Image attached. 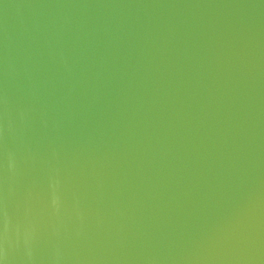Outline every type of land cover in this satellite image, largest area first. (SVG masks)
Instances as JSON below:
<instances>
[{"label": "water", "instance_id": "1", "mask_svg": "<svg viewBox=\"0 0 264 264\" xmlns=\"http://www.w3.org/2000/svg\"><path fill=\"white\" fill-rule=\"evenodd\" d=\"M0 264H264V0H0Z\"/></svg>", "mask_w": 264, "mask_h": 264}]
</instances>
